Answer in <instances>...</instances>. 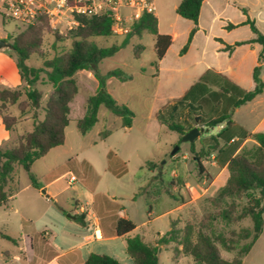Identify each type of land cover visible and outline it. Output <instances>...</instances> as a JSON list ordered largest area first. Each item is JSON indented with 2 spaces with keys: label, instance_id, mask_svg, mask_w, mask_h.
I'll use <instances>...</instances> for the list:
<instances>
[{
  "label": "rangeland",
  "instance_id": "obj_1",
  "mask_svg": "<svg viewBox=\"0 0 264 264\" xmlns=\"http://www.w3.org/2000/svg\"><path fill=\"white\" fill-rule=\"evenodd\" d=\"M180 1L154 0L159 33L173 30L176 34L173 51L185 40L184 26L175 22L179 18L175 9ZM219 4L223 18H226L230 10L225 6V0H219ZM206 17L205 13L202 19ZM220 28L219 22L213 26L216 34H220ZM26 29L23 23L3 9L0 0V39L12 43L11 37ZM43 30L39 52L27 61L29 66L39 67L44 57L52 58L56 52L69 48V41L56 42L54 35H64L70 30L66 21L55 17ZM88 43L100 48L119 46L120 49L112 57L100 61L95 71L82 70L74 76L78 93L70 104V122L65 129L64 144L35 161L29 171L19 165L14 166L12 178L5 188L12 197L6 205L0 206V264H42L54 253L53 246L65 248L64 235L70 229L66 215L71 213L77 201L96 213L100 209H109L108 212L112 213L123 210L137 226L134 234L150 245L155 244L158 235L162 236L172 228L181 239L188 222L200 220L208 212L216 211L207 199L215 197L228 178L227 169L212 158H218L217 151L202 158L201 171L195 162V152L200 150L199 142L191 148V143L182 142L176 132L166 128L158 132L154 112L161 98L155 99L157 79L155 68L151 66L156 61V37L145 32L141 37L127 39L125 33H116L107 38L89 39ZM138 46H143L144 50L137 58ZM4 57L15 61L16 54L13 51L0 52V85H21L16 82L19 79L16 67L5 64L2 61ZM217 59L223 61L224 57L218 54ZM142 68L145 72H141ZM115 69H121L130 79L121 84L115 78H109L107 88L118 104L133 112L132 126L123 128L121 119L101 106L99 122L86 135H80L77 121L85 114L87 98L97 89L95 74L106 76ZM36 87L43 95L44 105L53 89L42 82H38ZM243 110L235 115V120H240ZM233 111L231 108L228 113ZM206 112L218 116L223 110L210 107ZM37 113L38 119L42 120V110ZM7 114L13 118L6 128L0 116V150L16 147L34 124V111L27 106L25 96L19 105L9 107ZM106 130L111 132L110 135L101 139L100 133ZM218 130V127L210 129L203 136L215 135ZM231 131L238 133L236 127ZM176 148L178 150L173 154ZM237 148L235 145L233 152L227 150L220 159L225 162L228 154ZM152 163L156 166L154 169H151ZM62 174L65 176L43 189L45 193L31 185V176L39 186H44ZM72 176L75 181L68 184ZM56 192H59L57 197H48ZM86 192L94 195L95 207L87 204ZM239 212L240 206L235 214ZM248 226H251L248 218L237 223L218 221L216 224L218 232L226 236L232 230L239 231ZM27 235L34 241V253L27 243ZM218 247L225 260L230 261L237 254V251L227 252ZM33 257L35 262L31 263ZM159 261L160 264H197L191 256L181 252L177 242L161 245ZM243 264H264V232L243 258Z\"/></svg>",
  "mask_w": 264,
  "mask_h": 264
},
{
  "label": "trees",
  "instance_id": "obj_2",
  "mask_svg": "<svg viewBox=\"0 0 264 264\" xmlns=\"http://www.w3.org/2000/svg\"><path fill=\"white\" fill-rule=\"evenodd\" d=\"M204 0H181L175 9L178 16L190 20L194 24L189 32L188 39L180 51L185 54L198 30V20ZM68 5L73 0H67ZM243 12L246 14L245 10ZM77 25L68 30L64 35L55 33L56 42L69 41L66 51L56 52L52 58H45L41 66H29L27 61L38 54L41 46L43 27H47L50 21L47 14L39 15L32 25L17 36H12L13 52L16 54L15 64L20 78V84L15 87L0 85V116L6 128L10 126V117L7 114L9 107L19 105L22 96L33 114V129L24 135L19 144L6 150H0V206L6 205L12 194L5 188L12 178L15 165L29 171L33 163L44 157L51 149L61 146L65 142V129L70 122V104L78 93L75 79L76 73L82 70L95 71L97 64L105 58L112 57L119 46L100 48L88 43L89 39L96 37H111L115 32L114 19L109 13L100 16H88L74 13ZM248 25L254 34V38L245 42H236L226 45L225 50L231 53L237 46L257 43L261 46L258 55V65L253 70V79L256 87L252 91L242 92L240 97H234L231 107H239L252 101L263 92L264 84L260 79V70L264 64V35L258 30L255 22L247 18L243 23ZM25 26V25H24ZM236 25L228 24L227 30ZM148 32L156 37L155 51L156 61L152 66L159 71V62L163 59L167 49L172 44L170 35L159 33L158 19L155 14L143 12L134 20L125 33L127 39ZM144 50L138 46L136 57ZM10 52V51H9ZM145 72V69H141ZM98 81L94 94L89 96L85 103V114L77 121V129L80 135H86L99 121V109L107 108L113 115L119 117L123 128H130L133 123V112L125 105L118 104L107 89V79L116 78L122 82L130 79V76L121 69L109 71L106 76L95 74ZM38 82L48 84L53 91L42 105L43 95L36 87ZM24 84V87H22ZM199 83L193 85L182 97L173 99L160 108L155 118L157 122L172 132L179 134L180 138L196 125L204 126L201 137L191 143L194 147L196 141L201 144L200 152H195V162L203 171L202 158L208 157L214 151L221 157L227 150L232 151L234 144H229L232 138L230 133L233 127L231 113L224 112L218 116L209 117L207 108L219 107L226 96L232 93L225 88L219 91L203 93L201 99H194V91ZM22 89V90H21ZM42 110L43 119H38L37 111ZM24 113V111H23ZM225 123V126L215 135L204 137L206 130L214 129ZM106 130L100 133L104 139L110 135ZM255 141L250 148H242L238 153H229L224 162L219 160L222 167H226L228 178L226 184L218 194L207 202L216 208L201 218L188 222L182 231V238L178 239L175 229L157 236L154 245L146 244L143 239L136 235L127 238L126 252L132 260V264H160L159 254L161 245L177 242L181 246V252L191 256L197 264H243V258L249 254L254 244L264 232V133L256 132L249 134ZM222 144V146H221ZM233 152V151H232ZM152 163L151 169H154ZM31 185L40 189L34 177H30ZM170 194V192H169ZM172 197L175 198L173 194ZM240 206V212L235 214ZM77 220L80 219L75 215ZM249 219L251 226L243 227L239 231L232 230L229 236L218 232L216 224L222 221L226 224L237 223ZM136 229V225L129 219L119 218L116 224V233L119 237L127 236ZM10 239V237H7ZM227 252L237 251L236 256L228 261L221 254L219 247ZM82 264H122L115 258L106 254L91 253Z\"/></svg>",
  "mask_w": 264,
  "mask_h": 264
},
{
  "label": "crops",
  "instance_id": "obj_3",
  "mask_svg": "<svg viewBox=\"0 0 264 264\" xmlns=\"http://www.w3.org/2000/svg\"><path fill=\"white\" fill-rule=\"evenodd\" d=\"M220 6L219 0L203 1L198 20V30L185 54H180V51L194 26L192 21L183 19L180 16L175 19V22L184 26L185 29V43L183 42L175 51H173V45L177 38L175 32L172 30L163 34L172 37V44L159 62V71L157 76L155 75L157 79L155 99L157 101L158 98H161V100L154 112V118L160 108L171 100L182 97L196 83H199L193 95L196 100L201 99L205 91L210 93L225 88L232 93L231 97L229 95L226 96L224 102L220 104L219 107L223 110L221 113L228 112L232 108L233 95L240 97L242 92L252 91L256 87L253 79V70L258 65V55L261 51V46L257 43L244 44L237 46L231 53L224 48L226 45H233L236 42H245L254 38L250 27L243 24L247 18L253 20L258 30L264 35V0H225V6L230 10L226 18H223ZM243 10H245L246 14ZM205 13L207 17L204 20L202 18ZM225 19L228 22H225ZM216 22H219L221 26L220 34L214 32L213 26L216 25ZM229 23L236 25V27L227 30L226 26ZM171 53L172 56L170 55ZM218 54L224 57L223 61L217 59ZM2 61L11 67H16L15 61L10 57H4ZM260 79L264 84V64L260 70ZM16 82H20V78L16 79ZM118 82L125 84L128 80L124 82L118 80ZM233 109L231 119L233 128L236 127L238 133L231 131L230 135L232 138L229 140V144L237 145L238 149L235 153H238L245 146L256 144L249 137V134L264 133V87L263 92L252 101ZM240 110L243 111L240 120L237 121L235 120V115L241 112ZM206 114L209 117H214L207 112ZM223 125L225 123L218 125V129L221 130L224 127ZM195 127L201 129L202 126L196 125ZM157 128L159 132L160 129L166 127L158 123ZM208 131L206 130L205 132ZM212 158L218 161L221 160L219 156L217 159L214 156ZM224 168L226 167L224 166ZM64 176L65 174H62L46 185L40 186V189H36L40 192L44 188L55 184L57 180ZM68 184H71L70 180ZM57 195H59V192L48 197H57ZM85 199L89 206L95 207L96 199L93 194L86 192ZM108 210L103 211L100 209L96 213L95 211L87 210L79 201L75 202L74 208L70 213L75 218H69L66 215L70 220L68 225L70 229L64 235L65 248L53 246L54 253L42 264H82L91 253L106 254L122 264H132V260L127 255L126 246L127 238L136 236L134 234L135 230L123 237H119L116 233V224L119 218L131 219L123 210L117 213L108 212ZM75 215H78L80 219L77 220ZM26 239L27 243L30 244L31 252L34 253L32 251L33 239L28 235ZM34 259L35 257L30 262H35Z\"/></svg>",
  "mask_w": 264,
  "mask_h": 264
},
{
  "label": "built area",
  "instance_id": "obj_4",
  "mask_svg": "<svg viewBox=\"0 0 264 264\" xmlns=\"http://www.w3.org/2000/svg\"><path fill=\"white\" fill-rule=\"evenodd\" d=\"M12 18L25 26L32 25L37 17L47 14L50 19L55 17L66 21L68 28L77 25L74 13L88 16H100L109 13L113 16L116 33H126L128 26L138 19L143 12L155 13L153 0H1ZM204 130V126L201 127ZM75 181L72 176L70 183Z\"/></svg>",
  "mask_w": 264,
  "mask_h": 264
},
{
  "label": "water",
  "instance_id": "obj_5",
  "mask_svg": "<svg viewBox=\"0 0 264 264\" xmlns=\"http://www.w3.org/2000/svg\"><path fill=\"white\" fill-rule=\"evenodd\" d=\"M13 50H14V47L10 42L3 40V39H0V52H7V51H13ZM202 133H203V129H200L198 127H194L190 131H188L185 135H183L181 137V141L193 143L197 138L201 137ZM177 150L178 149L176 148L173 151V154H175ZM42 192L45 193L44 190H42ZM68 217L73 218V219L75 218L74 216H72L70 214H68Z\"/></svg>",
  "mask_w": 264,
  "mask_h": 264
}]
</instances>
